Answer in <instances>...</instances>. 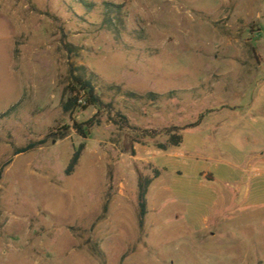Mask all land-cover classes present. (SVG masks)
<instances>
[{
  "label": "rangeland",
  "instance_id": "1",
  "mask_svg": "<svg viewBox=\"0 0 264 264\" xmlns=\"http://www.w3.org/2000/svg\"><path fill=\"white\" fill-rule=\"evenodd\" d=\"M70 63L113 105L74 113L99 120L86 138L61 109ZM8 160L0 264H264V0H0Z\"/></svg>",
  "mask_w": 264,
  "mask_h": 264
},
{
  "label": "trees",
  "instance_id": "2",
  "mask_svg": "<svg viewBox=\"0 0 264 264\" xmlns=\"http://www.w3.org/2000/svg\"><path fill=\"white\" fill-rule=\"evenodd\" d=\"M68 53H74L75 47L70 44H65ZM69 84L67 85V95L61 102V109L64 114H67L71 120L72 130L82 138H86L94 125L99 124V120L94 116L85 121H78L74 118V113L78 110H84L90 106L97 109H105L110 112L113 110L111 102H105L99 92L98 77L85 65L70 63L68 67ZM129 94V93H128ZM131 94V93H130ZM117 115L125 119V116L117 111ZM49 135L33 142H29L24 146L17 147L13 150V154L23 153L29 151L37 146L44 144ZM55 138H63L64 131L58 130L52 133ZM182 141V134L179 132L170 131L163 143H156V147L160 150H166L168 147L178 146ZM84 148V142H80L73 150L71 157L64 169L65 175H69L80 158L81 152ZM5 161L0 166V176L3 167L8 164ZM160 175V169L153 168L151 176H139L137 181V223L139 227L143 226L144 218L147 213V191L151 182Z\"/></svg>",
  "mask_w": 264,
  "mask_h": 264
}]
</instances>
